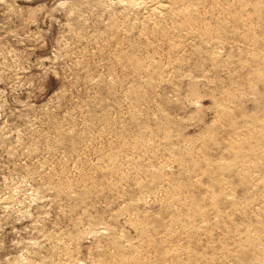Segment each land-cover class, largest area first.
Instances as JSON below:
<instances>
[{"label":"rangeland","instance_id":"374dc122","mask_svg":"<svg viewBox=\"0 0 264 264\" xmlns=\"http://www.w3.org/2000/svg\"><path fill=\"white\" fill-rule=\"evenodd\" d=\"M0 264H264V0H0Z\"/></svg>","mask_w":264,"mask_h":264}]
</instances>
